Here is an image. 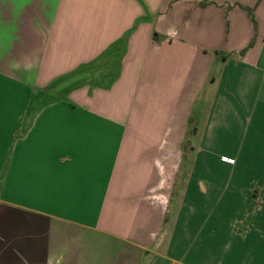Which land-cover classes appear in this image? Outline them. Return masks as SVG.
I'll return each instance as SVG.
<instances>
[{"label":"crops","instance_id":"0c3cea01","mask_svg":"<svg viewBox=\"0 0 264 264\" xmlns=\"http://www.w3.org/2000/svg\"><path fill=\"white\" fill-rule=\"evenodd\" d=\"M0 264H264V0H0Z\"/></svg>","mask_w":264,"mask_h":264},{"label":"built area","instance_id":"2783aa9c","mask_svg":"<svg viewBox=\"0 0 264 264\" xmlns=\"http://www.w3.org/2000/svg\"><path fill=\"white\" fill-rule=\"evenodd\" d=\"M230 163H233V161H229Z\"/></svg>","mask_w":264,"mask_h":264}]
</instances>
